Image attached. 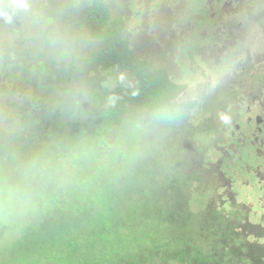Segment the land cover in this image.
Instances as JSON below:
<instances>
[{
  "label": "trees",
  "instance_id": "obj_1",
  "mask_svg": "<svg viewBox=\"0 0 264 264\" xmlns=\"http://www.w3.org/2000/svg\"><path fill=\"white\" fill-rule=\"evenodd\" d=\"M29 3L27 12L13 14L9 0H0V10L12 15L10 23L0 15V67L5 72L0 89L14 95L12 105L33 127L16 144L18 160L13 164L16 170L27 165L40 180H48L37 179L33 193L38 199L55 198L57 206L41 224L44 228L48 219L53 222L49 235L61 238L69 263L152 264L159 259L161 264H264V242L258 241L264 239V227L249 220V207L239 197L230 202L233 211L212 205L205 209L198 228L186 206L176 199L173 205L169 196L160 202L146 195L123 198L108 207L103 197L119 199L124 188L143 193L147 185H127L117 166L104 178L114 176L124 186L89 184L94 169L87 167L80 188L68 194L77 203L65 201L66 189L51 179L56 171L50 170L49 157H112L114 151L106 144L111 135L114 139L131 127L140 129L147 118L168 133L178 131L191 125L198 102L183 95L186 84L175 82L164 68H153L151 60L131 48L124 35L125 16H114L109 0ZM121 71L131 75L133 85L119 80ZM158 111L164 115L156 119ZM88 144H98L100 152L90 153ZM39 207L45 211L43 200Z\"/></svg>",
  "mask_w": 264,
  "mask_h": 264
},
{
  "label": "rangeland",
  "instance_id": "obj_2",
  "mask_svg": "<svg viewBox=\"0 0 264 264\" xmlns=\"http://www.w3.org/2000/svg\"><path fill=\"white\" fill-rule=\"evenodd\" d=\"M109 1L114 16L120 13L125 16L124 35L129 40L131 48L139 56L151 60L153 68H164L175 82L185 83L187 96L198 99L195 114L191 119L192 128H182L168 133L159 126H152L151 119L147 118L140 129L131 127L114 139L113 135L108 137L111 143L106 144L114 151L112 157H106L109 162L105 157L97 160L90 155L82 156L81 159L67 157L63 160L49 157L51 158L48 162L49 168L56 171V176L51 179L66 189L62 194L66 202L77 203L76 196L68 194L75 192V188H80L87 167L94 169L89 177V184L96 181L112 183L108 186L114 188L113 183L117 179L114 176L104 178V175L118 166L121 167L120 172L123 173L124 182L127 185L133 181H135L131 184L133 186L139 184L140 181L147 182V185L144 186L145 192L143 193L124 188L123 196L119 199L103 197L107 206L110 203L113 206L121 204L124 199L127 201L141 200L144 195L155 202H160L165 196H169L173 205L176 199L180 200L182 207L186 206L185 209L192 213L197 228L203 218V213L206 212L205 209H210L211 205L225 212L233 211L232 203L224 202L223 204L217 199L215 194L220 195L222 190L220 183L215 179L211 181V177L205 171V164L206 161L219 159L220 145L229 144L231 131L235 130L238 133L235 126L241 123V111L245 107L238 104L236 92L228 97L226 92L228 89L225 88L226 82H232L234 79V72L237 69L236 60L229 57L227 64L221 68L223 73L221 74L220 68L215 65L222 56L225 58L228 53L222 55L223 52L218 50L217 46L214 48L212 46V49L206 48L212 39V24L205 25L204 21L201 22L205 13L206 0ZM241 2L243 5L240 6V14L228 15L227 18L242 22L243 27H236L235 31L243 33L247 25H252L251 19L259 14L264 17V0H243ZM208 17L209 14L204 18ZM214 34L215 43L223 40L226 45H234L235 34L230 37L225 36L227 32ZM194 44L199 45V52L191 50L190 47ZM245 45L249 46L244 42L243 48ZM190 55L194 56L199 64L198 67L196 63H193ZM205 64L208 69L213 67L210 83L204 76L202 77L199 68L200 66L205 67ZM1 76L4 78L5 72L0 67ZM118 78L130 85L134 84L128 72L121 71ZM201 82L205 86H202ZM13 96L0 89V175L2 180L28 185L32 190V196L26 212L0 218V264H70L68 258L64 256L65 246L61 238L53 240L49 235L53 222L48 219L44 228L41 224L45 221L44 217H47V211L56 207L57 203L55 198L38 199L33 189L37 186L38 180L39 183L48 180H40L41 177L32 172L27 165L23 169L16 170V165L13 164L18 160L16 148L19 146V139L33 128L32 125L23 122L19 109L12 105L11 97ZM205 117L210 127L216 129L214 132L206 131L207 128L203 130L202 122ZM126 121L130 120L126 119ZM116 128L112 129L113 134H116L118 130ZM17 143L18 146H16ZM80 147L83 146L79 145L78 148ZM85 149L94 155L100 152L98 144H88ZM100 150L104 154L107 147L104 146ZM20 152L23 155L22 150ZM133 153L137 161L132 158ZM49 154L53 156L54 152L50 151ZM56 164L57 167H54ZM133 170L139 174V176L136 174V178ZM38 172L42 173L40 170ZM109 173L114 172L112 170ZM245 179L248 180L250 177L245 176ZM250 180L254 179L251 177ZM69 182L72 186H69ZM115 184L125 185L119 182ZM241 187L240 183L233 187L236 194H239L238 202L248 205L251 210L249 218L252 222L264 226V193L252 186H245L244 189ZM258 199L260 201H257ZM42 200L45 202V211L39 207ZM168 206L169 204H165V207ZM58 219L59 217L56 218ZM258 241L264 242V239ZM152 264H161V262L159 259H154ZM169 264L179 263L172 261Z\"/></svg>",
  "mask_w": 264,
  "mask_h": 264
},
{
  "label": "flooded vegetation",
  "instance_id": "obj_3",
  "mask_svg": "<svg viewBox=\"0 0 264 264\" xmlns=\"http://www.w3.org/2000/svg\"><path fill=\"white\" fill-rule=\"evenodd\" d=\"M241 1L243 0H206L205 13L201 19V22L204 21L205 25L212 24V39L209 43L210 45H207L206 48L212 49V46L213 48L217 46V49L223 52L222 55L228 53L225 58L222 56L218 64L215 65L220 68V73L223 74L221 68L227 64L229 57L236 60L237 69L234 72V79L232 82H226L227 86L225 88L228 89L226 91L228 97L236 92L238 104L245 107L241 111V123L235 126L238 133L235 130L231 131L229 144L220 145L219 159L211 162L206 161L205 164V171L211 177V181L215 179L220 183L221 193L220 195H217V193L215 195L220 197L223 202H231L239 197V194L237 195L233 190L237 183L242 185L241 189H244L245 186H252L259 192L264 193V17L259 14L256 18L251 19L252 25H247L243 33L241 31L236 32L235 28H242L243 23L227 17H229L228 15L240 14V6L243 5ZM210 11L212 12L210 13ZM208 14L209 17L204 18ZM216 14H218L217 20ZM217 32H227L225 36L228 37L235 34L234 45H226L223 40L215 43L213 37L214 33ZM241 36H243V40H241ZM251 36L253 37L251 38ZM244 42L248 43L249 46L245 45L243 48ZM190 48L194 52H199L200 50L197 44L192 45ZM190 58L198 67L199 64L194 59V56L190 55ZM199 68L202 77L204 76L210 83L213 67L208 69L205 64V67L200 66ZM200 84L205 86L203 82ZM186 94L187 92L183 95ZM192 99L198 102V99L191 97ZM202 125L204 127L203 130L207 128L208 130L206 131L208 132L216 130L214 127H210L207 117H205ZM184 127L186 129L192 128L191 125ZM245 176L250 177V179L252 177L254 180H246ZM239 200L237 199V201ZM257 201L260 200L258 199ZM244 207H247V204ZM250 212L251 210L249 209V215L251 214Z\"/></svg>",
  "mask_w": 264,
  "mask_h": 264
},
{
  "label": "clouds",
  "instance_id": "obj_4",
  "mask_svg": "<svg viewBox=\"0 0 264 264\" xmlns=\"http://www.w3.org/2000/svg\"><path fill=\"white\" fill-rule=\"evenodd\" d=\"M13 14L17 11L27 12L30 9L29 0H9ZM10 23L12 15L0 10ZM164 115L163 111L154 113V118L159 119ZM32 196L31 188L21 182H10L0 179V218L21 215L27 211Z\"/></svg>",
  "mask_w": 264,
  "mask_h": 264
}]
</instances>
